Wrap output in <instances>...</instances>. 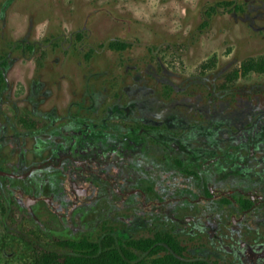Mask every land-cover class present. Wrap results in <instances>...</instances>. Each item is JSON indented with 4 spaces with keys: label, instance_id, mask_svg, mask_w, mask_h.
<instances>
[{
    "label": "rangeland",
    "instance_id": "374dc122",
    "mask_svg": "<svg viewBox=\"0 0 264 264\" xmlns=\"http://www.w3.org/2000/svg\"><path fill=\"white\" fill-rule=\"evenodd\" d=\"M260 57L264 0H0V168L18 174L23 164L65 159L51 180L36 177L39 197L61 179V215L71 207L70 176L86 186L119 172L71 162L87 158L96 137L71 122L88 110L101 116L117 105L134 122L230 137L264 131V72L242 68ZM27 114L46 130L27 128ZM79 168L88 172L80 177ZM30 192L0 178V264L27 261L21 237L40 243L45 227L66 238L74 232L51 199L31 206L39 222L26 218ZM105 213L90 212L88 227Z\"/></svg>",
    "mask_w": 264,
    "mask_h": 264
},
{
    "label": "flooded vegetation",
    "instance_id": "af4514ba",
    "mask_svg": "<svg viewBox=\"0 0 264 264\" xmlns=\"http://www.w3.org/2000/svg\"><path fill=\"white\" fill-rule=\"evenodd\" d=\"M3 80L0 71V84ZM89 112L71 122L96 136L87 145L90 155L71 158V162L85 167L117 166L119 172L91 179L86 186L70 176L72 200L66 213L59 215L55 210L57 194L64 191L61 179L54 185L48 182V197L37 196L36 179L38 173L50 179L55 169L67 168L65 159L23 164L18 174L0 168L3 182L17 180L30 187L26 218L31 214L39 222L31 206L39 199L50 206L51 199L53 212L67 226H74L69 238L54 229H41L46 237L39 239L40 245L77 255L93 252L95 244L112 246L124 257L128 249L136 256L135 264H154L155 256L173 247L181 250V258L197 264H264V131H249L246 136L235 132L230 137L195 126L174 128L166 123L161 126V121L142 124L128 118L130 109L117 105L111 111L108 107L106 115ZM25 118L27 128L46 130L45 121H35L28 114ZM77 170L80 177L88 172ZM24 192L18 190L21 200ZM100 202H104L102 208ZM102 210L106 212L103 217H94L93 226L88 227L90 212ZM52 236L76 242L86 239L91 246L73 252L59 246ZM147 239L153 240L151 249L162 248L160 253L152 256L132 247L134 241Z\"/></svg>",
    "mask_w": 264,
    "mask_h": 264
},
{
    "label": "trees",
    "instance_id": "16d2710c",
    "mask_svg": "<svg viewBox=\"0 0 264 264\" xmlns=\"http://www.w3.org/2000/svg\"><path fill=\"white\" fill-rule=\"evenodd\" d=\"M212 9V8H211ZM118 43H115V47ZM119 47H124V45L118 44ZM206 68L209 64L205 65ZM243 72L248 71H258L264 72V57H260L258 60H250L242 63ZM236 76V73L234 74ZM23 241V248L26 249L28 253L27 261L24 260L23 264H135L133 261L136 259L134 253L127 249L126 257H124L118 249L112 246H102L99 248L98 244L94 245L93 252L85 253L82 255H77L74 253H65L57 250H51L45 248L39 243L21 237ZM52 240L57 242L59 246L64 248H71L73 252L82 251L91 246V242L86 239H82L79 242L70 239H60L58 237L52 236ZM113 241V240H112ZM152 239H147V241H134L132 247L135 250L149 251L152 256L160 253L162 248L151 249ZM142 243L147 244V246L141 245ZM81 249V250H79ZM25 251V250H24ZM181 250L179 248L173 247L171 250L165 249L163 255L155 256L153 259L154 264H197L196 262H189L181 258ZM143 264V263H141Z\"/></svg>",
    "mask_w": 264,
    "mask_h": 264
}]
</instances>
